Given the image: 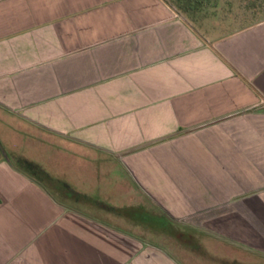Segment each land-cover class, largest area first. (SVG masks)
I'll list each match as a JSON object with an SVG mask.
<instances>
[{
	"label": "crops",
	"instance_id": "0c3cea01",
	"mask_svg": "<svg viewBox=\"0 0 264 264\" xmlns=\"http://www.w3.org/2000/svg\"><path fill=\"white\" fill-rule=\"evenodd\" d=\"M235 8L0 0V264H264V15Z\"/></svg>",
	"mask_w": 264,
	"mask_h": 264
},
{
	"label": "rangeland",
	"instance_id": "374dc122",
	"mask_svg": "<svg viewBox=\"0 0 264 264\" xmlns=\"http://www.w3.org/2000/svg\"><path fill=\"white\" fill-rule=\"evenodd\" d=\"M236 6V8H239L240 10L241 7H248L251 6V12L256 13V17L257 16H263L264 15V0H232ZM235 8V9H236ZM247 10V9H246ZM143 207L147 208V204L146 202L144 204ZM128 212V211H125ZM126 224V223H125ZM128 229L131 230V232H133L138 238L142 239V240H150V236L149 233L146 231L145 227L143 226H134L131 225V223L127 224Z\"/></svg>",
	"mask_w": 264,
	"mask_h": 264
},
{
	"label": "trees",
	"instance_id": "16d2710c",
	"mask_svg": "<svg viewBox=\"0 0 264 264\" xmlns=\"http://www.w3.org/2000/svg\"><path fill=\"white\" fill-rule=\"evenodd\" d=\"M184 1H186V2H194V0H184Z\"/></svg>",
	"mask_w": 264,
	"mask_h": 264
}]
</instances>
